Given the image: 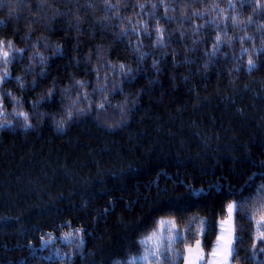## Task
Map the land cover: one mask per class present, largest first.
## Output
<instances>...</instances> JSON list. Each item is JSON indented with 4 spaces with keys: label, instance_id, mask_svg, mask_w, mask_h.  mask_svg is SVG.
I'll list each match as a JSON object with an SVG mask.
<instances>
[{
    "label": "trees",
    "instance_id": "16d2710c",
    "mask_svg": "<svg viewBox=\"0 0 264 264\" xmlns=\"http://www.w3.org/2000/svg\"><path fill=\"white\" fill-rule=\"evenodd\" d=\"M0 21V264H183L229 205L230 264H264V0H0Z\"/></svg>",
    "mask_w": 264,
    "mask_h": 264
},
{
    "label": "snow or ice",
    "instance_id": "6c2138e0",
    "mask_svg": "<svg viewBox=\"0 0 264 264\" xmlns=\"http://www.w3.org/2000/svg\"><path fill=\"white\" fill-rule=\"evenodd\" d=\"M25 2H26V0H20V3L21 4H23ZM241 2L242 3H245V2H247V0H241ZM114 7H115L114 5L107 4L106 5V10H111ZM17 19H19V17H17ZM226 19H229V18H226ZM0 22H2V21H0ZM156 31L158 33V36H157V44L160 45L161 47L166 46L165 45V42H164V39H163V31L161 29H156ZM196 31L199 32L200 31V28L197 27ZM225 31H226V29H225ZM126 34H127V32L122 33V35H126ZM215 39H216V45L214 47V50H213L212 55H215L216 52L220 51L221 36L220 35H217ZM225 42H227V41H225ZM193 43H196V41L194 40ZM7 47L9 49L12 48L11 42L8 43ZM3 49H4V44H3L2 41H0V54H2V57L4 58V62L7 63L8 62V57H9V51L3 50ZM14 51L15 52L22 53L24 51V49H15ZM260 51L261 52H264V46H262V48L260 49ZM54 54H62V53H60V50L57 49V52L54 53ZM144 55H145L144 53H140V57L141 58ZM157 63H158L157 61H154L153 62V65L156 66ZM248 64H249L250 69L255 67L254 61L252 59H249ZM120 68H121V71H124V65H121ZM41 74H43V73H41ZM130 74H131V69H128L127 71H124V75H125L126 78ZM0 79H3V80H7L8 79V73H7V71L5 72V74H4L3 77H0ZM76 83H77V85L82 86V83L80 81H77ZM52 94L53 93L50 92L49 93V96H51ZM84 98L87 99V94L84 95ZM106 100H107V98H105V102H106ZM91 106L92 105L90 104L89 105V109H91ZM96 107L98 109H100V110H103L104 107H105V103L102 102V103L96 105ZM80 111L82 112L83 110H80ZM19 115L22 116L25 120L28 119V117H27V115L25 113H20ZM67 116H68V119L70 120L72 118V112L71 111H68L67 112ZM62 123L63 122L61 121V124ZM3 126L4 125H0V127H3ZM24 126L26 128L27 127H31V125L28 124V123H26ZM234 207H235L234 205H229V211H230V213H231V211H232V209ZM261 223H262V226H264V217H261ZM80 232H81V229H76L75 230V234H74V238H80L79 237V233ZM70 238H72L71 235L70 236L62 237V239H64V240H69ZM53 239H49L47 241L41 240V245L43 246L45 244H50V243L53 242ZM235 239L236 238L234 236H224V235H222L219 238V241H220L219 249L216 250V251H213L210 254L213 258L219 257V259H213L210 262V264H229V259L232 258L234 256V254H235V246H234V243H233V241ZM261 240L264 241V234L261 235ZM187 251H188V256L185 258V264H202V262L204 261V254H203V250L201 248V242L200 241H196L195 247L189 246L188 249H187ZM162 255L165 257L167 264H174L173 258L171 256H168V254H167V249H165V251L162 253ZM150 256L157 257V259H158V253L155 250L152 251L149 254H146L143 257V259L144 260H148Z\"/></svg>",
    "mask_w": 264,
    "mask_h": 264
},
{
    "label": "rangeland",
    "instance_id": "374dc122",
    "mask_svg": "<svg viewBox=\"0 0 264 264\" xmlns=\"http://www.w3.org/2000/svg\"><path fill=\"white\" fill-rule=\"evenodd\" d=\"M168 222H171L173 227H174V220L172 218L161 217L159 219L158 229L155 230L154 234L152 233L151 235H149L147 237L144 236L142 238V243H143L144 249H145V245L148 248L147 249V253L151 252L153 247L159 243V239H153L152 236L155 237V238L158 237L160 235V233H162L163 228L167 227V223ZM163 235H164V237H171L172 236V228L171 229H165L164 232H163ZM222 235H224V236H232V217L230 216V213H229V217L224 218L219 223V231H218L217 238L215 240L213 249L208 254H206L205 251L202 248V245H201V248H202L203 254H204V261L202 262V264H210V262L213 259H219V257L213 258L210 254L213 251H216V250L219 249V244H220L219 238ZM198 241H200V240H198ZM195 245H196V242L194 244H192V245H189V246L195 247ZM189 246L186 247V250H185V253H184V263L183 264H185V258L188 256L187 249H188ZM143 254H146L145 250H144ZM230 263H231V258L229 259V264Z\"/></svg>",
    "mask_w": 264,
    "mask_h": 264
}]
</instances>
